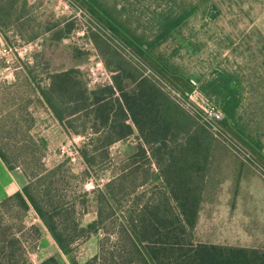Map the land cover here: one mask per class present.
<instances>
[{
	"label": "trees",
	"instance_id": "obj_1",
	"mask_svg": "<svg viewBox=\"0 0 264 264\" xmlns=\"http://www.w3.org/2000/svg\"><path fill=\"white\" fill-rule=\"evenodd\" d=\"M74 1L103 28L90 22L86 35L92 39L114 83L91 88L79 67L56 71L48 76L50 85L41 90L45 103L74 134H83L88 125L92 127L95 133L91 138L93 145L89 143L78 148L86 163L84 175L89 179L98 181L97 168L105 166L110 158L108 148H99L94 141L125 139L133 133L130 121L139 127L141 141L135 154L121 161L118 175L102 188L95 187L83 193L69 191L70 178L76 176L70 166L64 170L68 159L57 167L45 168L40 153L35 154L29 163L19 164L32 178L0 200L2 221H6L13 209L23 214L22 220L33 213L39 224L27 226L23 221L20 232L34 231V240H40L45 233L58 250L39 264H264L261 248L195 239L200 205V198L194 193L195 175L190 172L189 165L185 167V173L183 168L174 165L173 159L172 163L168 160L173 155L167 147L176 142L177 131L172 130L171 122L161 112H132V95L126 90L129 87L127 81L149 79L179 104L164 88L159 76L184 94L195 92L203 102L221 107L225 114L223 126L242 145L230 130L239 100L229 79L211 77L205 81L195 74L188 75L173 60V54L163 51L164 43L178 32L196 8L176 12L174 6L169 7L155 19L154 33L149 35L136 34L122 21L116 3ZM73 23L65 24L67 26L62 27L59 35L68 36ZM147 68L154 74L147 73ZM117 90L123 102L115 98ZM142 94L134 97L141 105L145 102ZM187 113L211 133L197 116ZM107 124L109 131L100 132ZM16 126H0V159L8 170L15 169L14 162L25 147L34 148L38 142L42 146L48 144L46 137L36 143L29 124L24 131L27 141L20 143L19 140L12 146L6 137ZM91 201L96 207V217L82 225L78 207L87 209ZM1 223L0 220V264H31L29 253L35 249L28 248L30 240L11 233L10 226L3 227ZM90 239L95 240L97 248L90 257L80 259L74 254L75 248L80 241Z\"/></svg>",
	"mask_w": 264,
	"mask_h": 264
},
{
	"label": "crops",
	"instance_id": "obj_2",
	"mask_svg": "<svg viewBox=\"0 0 264 264\" xmlns=\"http://www.w3.org/2000/svg\"><path fill=\"white\" fill-rule=\"evenodd\" d=\"M256 1L261 8L254 24L257 25L261 37L264 38V0ZM54 7V3L45 0H0V45L10 46L20 52L19 46H16L11 39L14 37L15 41L21 43V46L26 49L32 47L34 54L33 61L24 62L22 65L18 61L19 65L14 66L5 63V61L0 62V74L13 67V70L10 71V78L0 75V126L5 125L9 128L16 124L25 127L20 118H15L17 115L14 116V112H26L32 117L39 115L43 120L44 118L49 119L51 122L49 130L55 139V154H57L53 166L57 167L68 159L71 171L76 176L74 180L79 182V188L82 190L83 185L88 184L92 179L84 175L86 163L78 148L89 143L92 144L91 138L95 137V133L88 125L83 134H74L67 124L57 119L53 110L45 103L41 91L45 84L49 86L51 82L50 77L45 78V70L50 72H47L49 76L56 71L70 68L64 66L55 70V64L50 66L43 56L50 45L55 46ZM60 23L63 27L69 22L65 17H62ZM84 33L86 34V31ZM57 38L65 37H61L58 33ZM88 39L91 40L90 37ZM218 48L232 54L250 48H253V51H256L254 49L256 48L258 50L256 52H259L258 61L243 62L242 59L234 56V59L228 60L225 66L222 61L218 60L213 67L212 78L219 79L225 76L229 79L236 99L239 100L230 130L254 159L264 166V44L252 47L246 44L237 46L234 43L232 46L228 44L222 49L219 46ZM229 58H231L230 55ZM72 67L81 68L82 64L78 63ZM113 83V78L108 76L95 86ZM127 83L129 87L126 90L132 95V112H161L163 117L171 122L172 130L177 131L176 142L170 143L167 147L173 155L168 160L173 159L174 165L183 168L185 173V167L189 165L190 172L195 175L194 193L200 198L198 221L212 222L210 227L213 229H227V237L230 240L233 239L231 242L234 244H251L252 232L249 229L264 227L261 226V223H264V173L254 167L247 158L237 154L236 151L234 152L224 140H218L212 136L205 127L187 113L189 111L186 108H182L170 96L160 91L151 80L146 79L142 82L141 79H137L131 82L127 81ZM88 84L91 88L95 87L89 82ZM141 92L145 98L142 105L138 99H134V97L138 98ZM115 98L123 102L118 90ZM39 112H44L45 116ZM23 117L26 119L25 114L21 118ZM130 123L133 133L125 139L114 138L111 142L106 140L98 143L94 141L97 147L108 148L110 158L106 163L116 166L115 169L110 168L105 173L108 180L119 174L121 161L138 150L141 141L139 127L133 121ZM32 131L33 126L30 130L31 134ZM102 131L108 132L109 124L102 126L100 132ZM47 140L49 139L47 138ZM22 142L25 140H20V143ZM60 143L61 146H57ZM116 145L119 146L116 149L118 152L114 151ZM62 147H70L73 155L82 163L81 168L75 170L72 167L74 165L72 153L65 155L61 151L58 152ZM42 161L45 168H48L49 164L45 163V159ZM152 165L156 170L155 161ZM0 167L8 173L18 170L20 177V183L6 191L4 196L12 194L32 178L20 167L8 170L1 159ZM74 193L80 192L73 189L72 194ZM88 213V209L85 207H78L79 217ZM94 213L93 218L88 222L94 220L96 210ZM203 213L207 214L205 218H203ZM29 214L31 219L37 221L32 212ZM80 221L82 225L88 223H84L82 217ZM239 239H243L242 243ZM218 243L221 244V242L216 244Z\"/></svg>",
	"mask_w": 264,
	"mask_h": 264
},
{
	"label": "rangeland",
	"instance_id": "obj_3",
	"mask_svg": "<svg viewBox=\"0 0 264 264\" xmlns=\"http://www.w3.org/2000/svg\"><path fill=\"white\" fill-rule=\"evenodd\" d=\"M109 3H116L120 10V18L136 33L141 32L152 35L154 33L152 26L155 27V19L161 13L167 11L171 6L176 12H181L185 9L196 8L195 12L188 18L186 23L178 30L175 35L171 36L163 45V51L167 54H173V60L177 62L188 75H197L202 80H208L212 77L213 67L217 64V61H222L226 66L228 60H233L234 56L245 61H258L259 52L253 51L250 48L240 53L232 54L225 50H219L218 46L222 49L223 47L230 44L231 46L236 43L237 46L248 45V46H261L264 44V38L261 37L259 29L255 20L258 18L260 11L259 3L256 0H107ZM50 2L55 5V46L50 45L43 54L47 64H55V70L62 67H72L78 63L82 64L80 68L82 70V76L84 80L89 82L92 86L102 82V80L110 73L106 71L104 62L101 60L96 48L94 47L92 39L89 40L87 35L84 33V22L79 17H73L71 8L66 4L64 0H51ZM53 11V10H52ZM54 12V11H53ZM52 12V13H53ZM82 16V13L80 14ZM62 17H65L68 22L73 23L72 31L69 36L65 38H57L58 33L62 29L60 21ZM257 22V21H256ZM68 23V24H69ZM67 25H65L66 27ZM84 30V31H83ZM12 41L16 46H19L20 52L13 48L10 50V46L0 45V62L9 60V64L22 65L24 62L33 61L34 54L32 47L21 46V43H17L14 37H11ZM218 42V44L216 43ZM8 49V50H7ZM222 51V52H220ZM233 51V50H231ZM229 55L231 58H229ZM21 56V57H20ZM20 62L19 64L17 63ZM8 63V62H7ZM6 70L0 75L5 78H10V71ZM48 70H45V78L48 77ZM50 73V72H49ZM46 85V84H45ZM43 114L44 112H39ZM26 115L21 118L22 115ZM16 119L20 118L23 125L16 126L15 131L6 140L12 146L16 145V141L23 140L25 129L27 124L33 126L32 134L35 136V141H40L41 138H48L47 146H42L41 142L37 143L34 148L22 149V153L17 157L14 162L16 167H20L19 164L29 163L33 159L35 154L40 153L41 159H45V163L49 164L48 168H53L55 163V139L52 137L49 127L51 122L49 119L44 120L38 115L32 117L26 112H14ZM43 116H45L43 114ZM33 118V119H32ZM38 118V119H36ZM26 120V121H25ZM10 126V125H9ZM10 128H14L10 126ZM19 130V131H17ZM22 137V139H21ZM215 137V136H214ZM220 140L219 138L215 137ZM27 141V139H24ZM62 142V141H61ZM19 145V144H18ZM72 145V143H71ZM120 145V144H118ZM20 146V145H19ZM25 146V143H24ZM57 146H61V143ZM117 146V145H116ZM119 146L115 147L114 151L118 152ZM233 149V148H232ZM234 152L237 150L233 149ZM232 150V151H233ZM71 154L70 147H62L58 152ZM75 151V150H73ZM72 153V167L79 169L82 167V163ZM237 154H240L237 152ZM59 157V156H58ZM255 162H251L254 167L264 173V166L255 159ZM68 165L64 167L67 170ZM23 167V166H22ZM116 166L106 164L97 168V172L100 175L98 181H90L88 184L83 185V189L79 188V182L70 178L69 191L73 189L83 193L85 191H92L95 187H103V184L107 182L108 176L105 174L110 168L115 169ZM157 168V167H156ZM21 169V168H20ZM71 171V170H70ZM20 183V177L18 170L8 173L0 167V200L5 196L6 191L11 190ZM86 189L85 191H83ZM88 214L81 216L84 223L88 222L94 216V210H96L95 204L91 201L88 204ZM2 211H0L1 213ZM2 215V214H0ZM23 215V214H22ZM21 213L16 209H13L11 215H7L6 221L1 220V226H10L11 233H15L21 236L23 240H30L28 248H34L35 250L29 253L31 264H39L44 259L57 254L58 250L50 237L43 233L40 240L36 239L34 231H25L23 234L20 232L22 224L27 226H33L39 224V221H35L30 216H24L23 220ZM206 213H203V218L206 217ZM80 217V220H81ZM208 217H211L208 215ZM199 218V216H198ZM24 221V223H22ZM4 222V225H3ZM212 222L209 221H198L196 223L195 239L197 241H204L208 243L221 242L222 245L229 246H247V247H258L264 250V227L263 228H250L252 232V238L250 239L251 244H234L233 239L227 237V229H213L211 228ZM264 226V223H261ZM33 240V241H31ZM243 239H239L242 243ZM260 242V243H259ZM219 244V243H218ZM97 246L95 240L90 239L87 241L80 242L76 246L75 255L80 259L90 257L96 250Z\"/></svg>",
	"mask_w": 264,
	"mask_h": 264
},
{
	"label": "built area",
	"instance_id": "obj_4",
	"mask_svg": "<svg viewBox=\"0 0 264 264\" xmlns=\"http://www.w3.org/2000/svg\"><path fill=\"white\" fill-rule=\"evenodd\" d=\"M45 1L49 2L51 0ZM64 2L66 4L68 3V6L71 8V12L69 13H72L73 17H79L84 22L83 29L85 31L88 28L90 22H93L95 25L103 29L102 26L95 22L90 16V14L85 11L82 7H80L74 0H64ZM81 13L82 16L80 15ZM9 49L13 50V48ZM127 51L130 52L129 49H127ZM7 62L9 63L10 61L7 60ZM147 73L154 74V72L149 68H147ZM157 77L163 83L164 88L172 95V97L189 112L197 116L199 121L206 125L215 137L224 140L231 148L237 150L240 155L247 158L249 161L256 163L251 153L239 142H237V140L231 135V133L227 131L223 126L222 122L225 119V114L221 107L214 103L203 102L198 98L195 92L184 94L173 86H171L170 84H168L167 82H165L164 80H162L159 76Z\"/></svg>",
	"mask_w": 264,
	"mask_h": 264
}]
</instances>
